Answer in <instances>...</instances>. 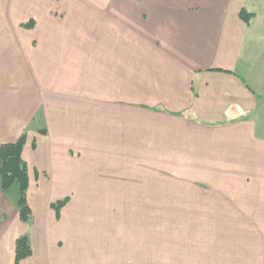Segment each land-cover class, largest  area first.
Listing matches in <instances>:
<instances>
[{"label": "crops", "instance_id": "1", "mask_svg": "<svg viewBox=\"0 0 264 264\" xmlns=\"http://www.w3.org/2000/svg\"><path fill=\"white\" fill-rule=\"evenodd\" d=\"M23 134L0 264L22 236L20 264H264V0H0V146Z\"/></svg>", "mask_w": 264, "mask_h": 264}, {"label": "trees", "instance_id": "2", "mask_svg": "<svg viewBox=\"0 0 264 264\" xmlns=\"http://www.w3.org/2000/svg\"><path fill=\"white\" fill-rule=\"evenodd\" d=\"M242 18L248 22L249 14L244 11ZM26 144V134H23L15 143L3 144L0 146V184L4 191L16 186L18 189V209L22 222L29 224L32 222V212L28 205L29 174L28 165L24 161L22 154ZM68 199L53 203L51 207L56 211L58 217ZM32 255V248L29 237L22 236L16 241L15 264H20L23 260Z\"/></svg>", "mask_w": 264, "mask_h": 264}, {"label": "rangeland", "instance_id": "3", "mask_svg": "<svg viewBox=\"0 0 264 264\" xmlns=\"http://www.w3.org/2000/svg\"><path fill=\"white\" fill-rule=\"evenodd\" d=\"M139 175H143V173H142V170H141V168L139 169V173H138ZM148 173H146L145 175H147ZM150 175H151V173H149ZM155 176L157 177L156 178V180H155V183H154V190L156 191V192H175V191H179V192H182V174L180 175V176H174V175H172V176H174L175 178H179L180 177V179H178V180H176L175 179V181L176 182H179V184L177 183V184H175V185H177V188H171V189H168V188H164V187H162L161 186V182L159 181V180H161L160 179V177H164V178H167V176H168V174H160V173H158L156 170H155ZM165 175V176H164ZM171 175V174H170ZM173 184V183H172ZM151 185V184H150ZM150 189V188H149ZM12 190L13 191H16L17 190V187L16 186H14L13 188H12ZM165 190H168V191H165ZM137 191H138V188H137ZM97 216H99V214H95V216H91L92 218H94V217H97ZM175 220H174V218H172V221L171 222H174ZM181 226H182V220H181ZM156 264V263H155ZM157 264H162V263H157Z\"/></svg>", "mask_w": 264, "mask_h": 264}]
</instances>
